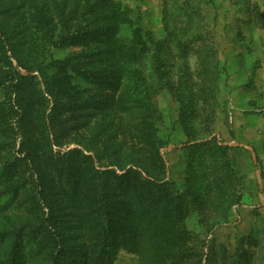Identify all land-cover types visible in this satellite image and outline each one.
<instances>
[{
	"label": "trees",
	"instance_id": "1",
	"mask_svg": "<svg viewBox=\"0 0 264 264\" xmlns=\"http://www.w3.org/2000/svg\"><path fill=\"white\" fill-rule=\"evenodd\" d=\"M100 5L92 0H38L30 12L29 0H0V264H83L85 254L91 255V264H113L122 208L148 216L154 236L126 245L145 253L143 264H200L183 224V195H174L168 182H156L164 172L157 152L160 141L150 136L151 147L144 152L153 161H141L153 181L131 171L118 175L95 169L91 157L79 149H52L50 134L56 146L75 142L93 151L99 166L104 160H122L121 144L110 148L106 140L111 124L118 128L115 137L124 131L120 126L129 125L121 119L132 102L123 95L127 61L114 37L122 19L117 8ZM22 7L27 13L15 14ZM10 15L17 20L15 30L23 33L19 43L4 24ZM132 45L149 48L139 27L133 29ZM69 46H79L81 52L48 58L52 48ZM150 51L154 76L165 83L160 48ZM19 68L38 75H24ZM76 77L92 87L82 89L73 81ZM142 106L138 100L136 108ZM145 125L139 121L140 129ZM59 229H76L85 254L82 250L77 258L68 256L57 243Z\"/></svg>",
	"mask_w": 264,
	"mask_h": 264
},
{
	"label": "rangeland",
	"instance_id": "2",
	"mask_svg": "<svg viewBox=\"0 0 264 264\" xmlns=\"http://www.w3.org/2000/svg\"><path fill=\"white\" fill-rule=\"evenodd\" d=\"M29 1L34 12L38 0ZM95 1L100 9L102 4V9L117 8L122 19L114 37L118 53L127 61L123 95L132 102L121 119L129 125L120 126L124 131L117 137L115 124L106 130L109 147L122 146V160L116 163L121 166L107 160L99 166L93 151L75 142L56 146L50 134L52 149H79L91 157L95 169L118 175L131 171L143 181H153L141 162L153 161L144 152L153 136L161 143L157 152L164 163L156 182H168L174 195H183V224L190 233L189 245L199 252V263L264 264V0H106L107 6L104 0ZM22 11L27 13L22 7L15 14ZM6 20L8 31L21 42L17 20L11 15ZM136 27L148 49L133 47ZM155 45L163 57L165 83L152 70L150 49ZM50 52L48 58L59 60L81 48ZM73 81L82 89L92 87L80 77ZM138 100L145 106L136 108ZM139 121L145 127L140 129ZM14 145L17 151L19 138ZM118 219L121 231L115 232L113 264H143L145 253L126 245L154 236L148 216L122 208ZM56 240L73 259L82 250L85 254L76 229H59ZM82 259L91 264V255Z\"/></svg>",
	"mask_w": 264,
	"mask_h": 264
}]
</instances>
